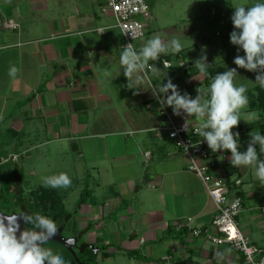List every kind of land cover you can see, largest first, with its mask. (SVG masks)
Listing matches in <instances>:
<instances>
[{
    "label": "crops",
    "instance_id": "crops-1",
    "mask_svg": "<svg viewBox=\"0 0 264 264\" xmlns=\"http://www.w3.org/2000/svg\"><path fill=\"white\" fill-rule=\"evenodd\" d=\"M148 3L151 16L140 18L146 33L134 40L135 49L154 36L165 43L177 38L195 73L176 64L164 68L160 59L176 54H162L149 61L157 75L146 71L145 88L134 95L120 72L124 38L114 14L102 11L104 0H0V190L3 175L13 172L6 166L20 158L22 181L67 173L68 187L39 185L33 193L54 192L64 201L68 190L81 189L77 209L58 228L97 250L95 264H218L214 254L224 249H231L225 264H240L235 249L208 240L206 230L216 233L217 205L189 170L190 158L168 138L161 103L149 88L171 79L181 94L195 98L198 88L210 85L212 69L225 70L230 56L223 52L215 64L213 42L206 50L189 29L199 18L196 0ZM8 19L20 27L4 28ZM202 56L209 82L195 66ZM13 65L19 71L10 78ZM246 89L249 102L240 113L255 122L241 118L233 131L264 134V89L258 84ZM257 151L264 159L258 145ZM230 158V152L213 158L214 177L224 181L229 199L241 198L239 228L264 249V185L254 168H236Z\"/></svg>",
    "mask_w": 264,
    "mask_h": 264
},
{
    "label": "clouds",
    "instance_id": "clouds-1",
    "mask_svg": "<svg viewBox=\"0 0 264 264\" xmlns=\"http://www.w3.org/2000/svg\"><path fill=\"white\" fill-rule=\"evenodd\" d=\"M233 30L229 34L230 43L236 46L237 55L233 63L238 67L256 73L255 82L264 89V0H257L251 5L234 6L230 17ZM182 51L179 39L173 38L167 43L160 36L148 38L139 51L131 44L123 47L119 56L120 72L127 78L126 87L133 90V94L144 87V74L151 71L157 75L156 67H150L149 61H157L161 55L178 54ZM243 55H240V52ZM91 52L88 53V56ZM198 73L208 74L209 64L206 56L195 61ZM171 67V65H164ZM19 69L10 66L8 75L15 78ZM119 72V74H120ZM118 74V75H119ZM237 68H230L223 73H218L206 89L198 88L195 98L187 92L181 94L178 86L171 79L166 83H157L152 88L153 97L162 105L171 107L176 116L186 119L184 129L187 130L189 121L193 120L198 125L193 128L195 134L202 138L213 153L219 150L231 153L230 164L239 167L255 169V177L264 185V134L256 132L250 135L245 151L238 149L239 132H234L242 117L240 110L248 104L244 85L235 86L233 81ZM105 75H110L105 73ZM159 81V80H156ZM171 90V91H170ZM162 94V95H161ZM208 97L202 99V97ZM246 122H255L249 116ZM175 135V133H172ZM71 179L67 173H59L43 178L45 188L57 189L68 187ZM31 225V229L21 225ZM58 232L56 222L40 213L26 211L13 212L11 215L0 214V264H67L62 254H57L51 247L46 246L48 241ZM231 249L217 250L215 257L218 264H225Z\"/></svg>",
    "mask_w": 264,
    "mask_h": 264
},
{
    "label": "built area",
    "instance_id": "built-area-1",
    "mask_svg": "<svg viewBox=\"0 0 264 264\" xmlns=\"http://www.w3.org/2000/svg\"><path fill=\"white\" fill-rule=\"evenodd\" d=\"M102 11L114 14L116 27L121 31L124 38L123 46L130 43L135 49L134 40L145 36L146 33V25L140 18L149 19L151 16L148 0H104ZM2 26L6 29H18L20 27L12 19L2 22ZM102 31L103 29L100 30V32ZM160 60L163 67L167 69L174 68V64L185 72H191L194 69V65L182 53L173 57H163ZM165 64L171 65V67H165ZM149 66L153 67L150 63ZM147 107L151 108V104H147ZM160 113L168 123V138L190 158L189 170L193 171L204 182L217 205V214L213 220L216 233L206 230L208 240L216 245L228 244L232 249H235L241 256L240 264H264V249L251 244L239 228L237 219L242 210L241 198L229 199V191L224 181L215 178L212 171L213 158L217 155H226L229 151L219 150L213 153L202 138L193 131V128L198 126L196 123H189L187 130H185L183 126L186 120L184 118L174 115L162 104ZM178 119L183 120L179 121ZM240 137L241 134L239 133ZM149 154L148 152L147 155ZM262 210L264 211V204ZM194 234L199 235L201 231L195 230ZM229 264L237 263L231 262Z\"/></svg>",
    "mask_w": 264,
    "mask_h": 264
},
{
    "label": "rangeland",
    "instance_id": "rangeland-1",
    "mask_svg": "<svg viewBox=\"0 0 264 264\" xmlns=\"http://www.w3.org/2000/svg\"><path fill=\"white\" fill-rule=\"evenodd\" d=\"M256 2L257 0H196L197 3L196 11L200 19L196 18L195 23L197 24L195 25L192 24L191 27H189L191 31L197 32L195 38H197L199 41H201V39H203V41L205 40L204 42L203 41L200 42V45L202 43V47L204 46L206 50H207L206 45H211V43L213 42L215 46V48H213L214 49L213 55L215 59H218L217 62H215V64L223 59L221 56L223 55V52L225 54L228 53L227 56H230V58L225 64L226 65L225 70L218 71L216 68V69H212V71L214 75H216L218 73H223L230 68H237V74L234 77V80H237V84L235 86L244 85L245 87H247L248 85H250L252 87L257 83L255 82L256 73L250 72L242 68H238L233 63V59L237 55V51H236V46L232 45L229 39V34L233 30V25L230 17L234 11V6L246 5L247 7V5H251ZM216 48L217 50H215ZM239 54L243 55L244 53L241 51ZM21 162H23V159L21 158L19 163L10 161V163H8L6 167L8 170L9 169L14 170V166L18 165L21 171L22 168ZM42 166L43 164H40V167ZM42 181L43 178L38 179L37 174L31 175L30 178H24L23 181L21 180L22 189H23L22 198L24 205L31 213H40L44 215L43 207L38 206V204H36V197L38 196V193H33L35 190H39L38 186L42 185ZM9 182L13 189L14 183H12L11 181ZM3 188H5L4 182H3ZM62 188L63 187H61V189ZM68 191H70L69 195H66V200L64 201L61 199L59 195H56V193L51 192L52 195L55 197V199L60 200L61 203L63 204L64 213H66V215L74 214V211L77 209V204H78V201L76 200L78 199V193H82L79 187ZM42 193L39 194L42 195ZM1 194L3 193L1 192L0 195ZM16 200L18 199L14 191L4 192L3 198L0 201V210L2 212H7V213H12L14 211L19 212L21 210L20 209L21 206H19L16 203ZM52 213H53V209H51L50 215H52ZM66 215L62 217L59 221H57V223L60 224V223L68 222ZM62 234L65 238H69V236H72V234L67 229L66 231H63ZM69 239H74V238H69ZM80 245H81L80 243H77L76 246L73 247V251L79 252ZM46 246L51 247L55 253L64 255L66 247L63 244L52 241V242H48ZM95 253H96L95 250H93L89 254L87 253V255L94 256ZM82 264H95V263L93 262V260L88 258V262L87 263L82 262Z\"/></svg>",
    "mask_w": 264,
    "mask_h": 264
},
{
    "label": "trees",
    "instance_id": "trees-1",
    "mask_svg": "<svg viewBox=\"0 0 264 264\" xmlns=\"http://www.w3.org/2000/svg\"><path fill=\"white\" fill-rule=\"evenodd\" d=\"M188 73L194 74L195 69H193L191 72H188ZM210 78H211V74L209 72L206 75V81L209 82ZM249 140H250V135H242L240 137V145H239L240 151L246 150ZM9 181L14 183L13 189H12ZM3 182H4L5 188H2L1 192L4 194V192L14 191L16 193V196L18 199V200H16V203L19 206H21L20 209L23 211L31 213L23 203V198H22L23 189H22V182H21V171H20L18 165L14 166V170L11 174H9V175L4 174L3 175L2 185H3ZM3 194H1L2 196L0 195V201L3 198ZM81 201H83V197H82ZM36 204H38V206L43 207V214L52 218L56 222L57 226H58L57 221H59L62 217H64L66 215V213H64L63 204L61 203L60 200L55 199V197L52 195V193L43 192L42 195L38 194V196L36 197ZM51 209H53L52 215H50ZM14 212H17V211H14ZM0 213H3V212H1V210H0ZM3 214H5V213H3ZM66 216L68 218V215H66ZM25 227H26V229H31L32 226L26 224ZM48 242H52V241H48ZM74 252L75 253H72L70 250L65 248V252H64L63 257H64L65 261L67 262V264H82V262L87 263L88 258L94 261L93 255L92 256L87 255V253L89 254L92 251L89 249V246L86 243H82L80 245L79 252H76V251H74Z\"/></svg>",
    "mask_w": 264,
    "mask_h": 264
},
{
    "label": "water",
    "instance_id": "water-1",
    "mask_svg": "<svg viewBox=\"0 0 264 264\" xmlns=\"http://www.w3.org/2000/svg\"><path fill=\"white\" fill-rule=\"evenodd\" d=\"M3 214V213H0ZM6 215V214H3ZM21 227H25V225H21ZM49 241H54V242H59L61 244H63L68 250H70L72 253H75L73 251V247L76 246L77 242L76 239H69V238H65L62 234V230L58 228V232L56 234L55 237L51 238ZM91 249H94L93 246H91ZM97 252V250H95Z\"/></svg>",
    "mask_w": 264,
    "mask_h": 264
},
{
    "label": "flooded vegetation",
    "instance_id": "flooded-vegetation-1",
    "mask_svg": "<svg viewBox=\"0 0 264 264\" xmlns=\"http://www.w3.org/2000/svg\"><path fill=\"white\" fill-rule=\"evenodd\" d=\"M1 212H2V211H1ZM3 213H5L6 215H11L13 212H12V213L3 212ZM25 228H26V227H25Z\"/></svg>",
    "mask_w": 264,
    "mask_h": 264
}]
</instances>
